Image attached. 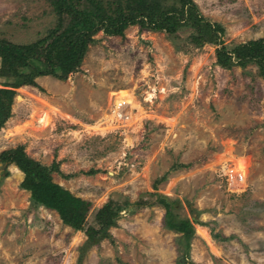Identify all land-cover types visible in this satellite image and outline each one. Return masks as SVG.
<instances>
[{
	"label": "rangeland",
	"instance_id": "rangeland-1",
	"mask_svg": "<svg viewBox=\"0 0 264 264\" xmlns=\"http://www.w3.org/2000/svg\"><path fill=\"white\" fill-rule=\"evenodd\" d=\"M109 1L92 0L103 17ZM193 1L224 29L228 49L264 37V0ZM59 14L50 0H0V39L45 41L33 50L43 58L73 18ZM201 34L99 30L66 78L15 89L0 156L23 146L54 182L90 201L86 228L110 199L124 210L90 244L36 205L23 172L0 160V264H264V75L253 61L222 66L220 42H195ZM12 59L4 53L0 66ZM123 93L132 102L117 108ZM159 198L194 224L188 253L164 226Z\"/></svg>",
	"mask_w": 264,
	"mask_h": 264
},
{
	"label": "trees",
	"instance_id": "trees-1",
	"mask_svg": "<svg viewBox=\"0 0 264 264\" xmlns=\"http://www.w3.org/2000/svg\"><path fill=\"white\" fill-rule=\"evenodd\" d=\"M50 2L58 14H61L63 8H67L73 18L44 47L43 58H37L33 50L42 46L45 41L21 45L0 39V58L4 53L14 57L7 64L2 62L0 66V130L11 117L15 89L26 85L38 86L36 79L42 76L66 78L77 69L88 44L92 42L93 34L99 30L110 35H123L129 26L138 25L141 29L174 34L180 27L190 26L202 33L201 37L195 38V42L203 43L205 38H210L215 43L220 42L217 58L222 66L230 67L235 62L245 65L253 61L259 65L260 72L264 75V37L228 49L219 39L224 29L217 23L205 20L193 0H111L104 9L105 17L99 13L92 0ZM0 157L2 162L15 164L23 172L24 179L20 186L31 193V199L36 205L56 211L62 222L74 230L85 231L90 244L109 236L108 229L116 224L120 212L124 210L123 205L110 199L95 213V225L86 228L90 201L54 182L52 170L30 157L23 146L6 150ZM157 203L165 209L164 226L181 234V243L188 253L190 240L196 234L194 224L190 219L175 213L173 202L159 198Z\"/></svg>",
	"mask_w": 264,
	"mask_h": 264
},
{
	"label": "bare ground",
	"instance_id": "bare-ground-1",
	"mask_svg": "<svg viewBox=\"0 0 264 264\" xmlns=\"http://www.w3.org/2000/svg\"><path fill=\"white\" fill-rule=\"evenodd\" d=\"M132 102V96L130 95V94H122V96L121 97H119V99H117V101H116V103H117V108H120V107H122L124 104H127V103H131ZM48 122V121H47ZM239 169L241 170V176H244L245 175V173H246V171H245V169H246V166H244V163H240V165H239ZM238 169V170H239ZM203 233H204V235L210 240V235H209V233H208V231L206 230V229H204V228H201L200 229Z\"/></svg>",
	"mask_w": 264,
	"mask_h": 264
},
{
	"label": "built area",
	"instance_id": "built-area-1",
	"mask_svg": "<svg viewBox=\"0 0 264 264\" xmlns=\"http://www.w3.org/2000/svg\"><path fill=\"white\" fill-rule=\"evenodd\" d=\"M241 176V175H240ZM239 178V177H238Z\"/></svg>",
	"mask_w": 264,
	"mask_h": 264
}]
</instances>
